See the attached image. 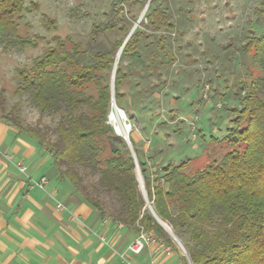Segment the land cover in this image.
<instances>
[{
  "label": "trees",
  "instance_id": "trees-1",
  "mask_svg": "<svg viewBox=\"0 0 264 264\" xmlns=\"http://www.w3.org/2000/svg\"><path fill=\"white\" fill-rule=\"evenodd\" d=\"M137 2L144 6L146 0H134ZM146 7L147 21L140 24L153 33L136 27L119 59L140 61L141 52L147 51L151 63L156 58L160 65L164 58L173 61L162 33L175 28L170 5L167 0H149ZM22 9L21 0H0V37L17 46L30 42L17 32L14 15ZM255 13H264V0H259ZM114 26L112 22L94 25V38L97 32ZM130 28L119 26L125 35ZM152 37H157L156 52L149 50ZM123 41L124 36L110 47L88 54L78 43L65 49V43L58 40L57 46L34 57L29 67L15 68V94L26 95L41 116L58 115L53 138L36 126L23 127L14 116L15 105L3 117L49 150L59 175L99 215H110L137 232L142 227L169 245L171 235L157 221L161 219L182 241L192 264H264V29L258 33L249 27L241 45L249 73L237 91L238 104L229 108V126L216 139L228 150L201 168L190 169L192 159L188 158L162 165L155 175L138 159L145 197L131 154L119 149L116 143L124 141L106 123L111 99L108 78ZM162 50L163 55L157 53ZM126 77L118 63L115 102L125 97L119 87ZM133 149L136 152L134 145ZM106 151L109 155L103 156ZM101 195L109 201H103ZM184 264H188L186 258Z\"/></svg>",
  "mask_w": 264,
  "mask_h": 264
},
{
  "label": "rangeland",
  "instance_id": "rangeland-1",
  "mask_svg": "<svg viewBox=\"0 0 264 264\" xmlns=\"http://www.w3.org/2000/svg\"><path fill=\"white\" fill-rule=\"evenodd\" d=\"M21 2L22 11L14 15L17 32L30 42L17 46L0 37V92L3 90L0 94V121L14 127L25 140L38 143L35 137L18 130L3 115H7L15 105L14 116H18L23 127L36 126L50 138L55 136L53 128L58 115L41 116L26 95L15 94L18 82L16 67H29L34 57L50 46H57L58 40L65 43V49H70L71 43L75 42L90 54L94 50L110 47L123 36L125 39L134 25V29L138 27L146 33L152 30L140 24L147 21L144 18L147 0L144 6L134 3V0ZM167 2L175 28L162 30V33L166 35L165 49L174 60L164 58L160 65L156 58L151 63L147 51L141 52L140 61L120 60V51L116 63L122 65L127 77L119 87L125 97L115 103L132 126L129 142L132 149L133 145L136 149V152L133 149V154L139 172V188L144 197L146 193L138 159L145 161L149 173L155 175L162 165L188 158L192 159L190 169L201 168L228 150L216 143V139L225 134L232 115L229 108L238 104L237 91L249 73L248 57L241 53V45L249 27L258 33L264 29V21L259 18L264 17V13H255L259 0ZM107 22L115 26L97 32L94 38V25ZM120 25L131 26L126 35L119 29ZM149 40L153 42L149 44V50L156 52L157 37ZM157 53L163 55L164 51ZM116 65L114 67L113 64L108 78L111 92H114L113 69L115 72ZM45 128L48 130L45 131ZM116 144L119 149L131 154L125 141ZM108 155L109 151H106L103 156ZM100 197L105 202L109 201L106 195ZM146 206L149 208L148 203ZM160 221L172 233L171 227ZM171 239L185 254L182 241L172 235Z\"/></svg>",
  "mask_w": 264,
  "mask_h": 264
},
{
  "label": "crops",
  "instance_id": "crops-1",
  "mask_svg": "<svg viewBox=\"0 0 264 264\" xmlns=\"http://www.w3.org/2000/svg\"><path fill=\"white\" fill-rule=\"evenodd\" d=\"M40 177L46 179L44 189L32 185ZM137 234L110 215H99L59 175L49 151L0 121V264H121L120 252L132 264L187 260L173 241H150L140 253L128 252Z\"/></svg>",
  "mask_w": 264,
  "mask_h": 264
},
{
  "label": "built area",
  "instance_id": "built-area-1",
  "mask_svg": "<svg viewBox=\"0 0 264 264\" xmlns=\"http://www.w3.org/2000/svg\"><path fill=\"white\" fill-rule=\"evenodd\" d=\"M106 123L111 126L114 134L123 139V141H129L130 131L132 126L127 122L123 110L115 103V100L110 99V108L106 116ZM17 168L20 172H25L26 167L22 164H17ZM46 183L45 177H40L37 180H33L32 185L39 189H44ZM57 208L62 210L64 206L58 203ZM150 241H158L162 245H166L161 239L156 237L153 233L145 231L140 228L137 236L127 245V251L133 254H138L142 251L145 244ZM169 249V246H166ZM121 264H132L128 256L124 252L118 253Z\"/></svg>",
  "mask_w": 264,
  "mask_h": 264
},
{
  "label": "water",
  "instance_id": "water-1",
  "mask_svg": "<svg viewBox=\"0 0 264 264\" xmlns=\"http://www.w3.org/2000/svg\"><path fill=\"white\" fill-rule=\"evenodd\" d=\"M148 2H149V0H147V2H146V6H147V3H148ZM138 21H139V19H138ZM138 21H137V22H138ZM135 26H136V25H134V26L132 27V29L129 31V33L127 34L126 38L124 39L123 43L121 44L120 49H119V52H118V54H117V56H116V58H115V61H114V67H115V65H116V63H117V58H118V55H119V53H120V51H121V49H122V46L124 45V43H125L126 40L128 39L129 35L132 33V31H133V29H134ZM113 73H114V69H113ZM111 100H114V92H113V90H112V92H111ZM125 142L128 144V146H129V148H130L131 156H132V158H133L134 165H135V169H136V168H137V161L135 160V157H134V154H133V149H132V147H131L129 141H125ZM136 175H137L138 182L140 183L139 172H138L137 170H136ZM149 207H150V206H149ZM150 209H151V207H150ZM157 221L163 226L164 229H166V226L160 221V219L157 218ZM166 230L172 235V233H171L168 229H166ZM172 236H174V235H172ZM174 237H175V236H174ZM185 255H186V257H187L188 263H189V264H192V263L190 262V259H189L188 255H187L186 253H185Z\"/></svg>",
  "mask_w": 264,
  "mask_h": 264
}]
</instances>
